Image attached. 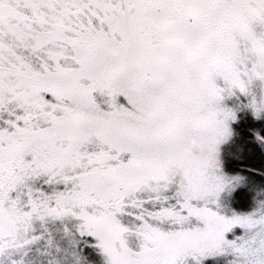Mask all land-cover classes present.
<instances>
[{
    "label": "rangeland",
    "instance_id": "rangeland-1",
    "mask_svg": "<svg viewBox=\"0 0 264 264\" xmlns=\"http://www.w3.org/2000/svg\"><path fill=\"white\" fill-rule=\"evenodd\" d=\"M243 111L264 0H0V157L45 136L0 168V264H264V186L240 208L224 166Z\"/></svg>",
    "mask_w": 264,
    "mask_h": 264
},
{
    "label": "trees",
    "instance_id": "trees-1",
    "mask_svg": "<svg viewBox=\"0 0 264 264\" xmlns=\"http://www.w3.org/2000/svg\"><path fill=\"white\" fill-rule=\"evenodd\" d=\"M238 116L233 124L232 143L235 145L230 144L231 147L226 150L224 166L227 171L239 173L246 178L247 184L236 190L234 195L237 206L246 209L253 204L251 200L242 201L248 194L247 187L251 183L264 186V119L257 120L244 111ZM211 260L206 264H211Z\"/></svg>",
    "mask_w": 264,
    "mask_h": 264
},
{
    "label": "flooded vegetation",
    "instance_id": "flooded-vegetation-1",
    "mask_svg": "<svg viewBox=\"0 0 264 264\" xmlns=\"http://www.w3.org/2000/svg\"><path fill=\"white\" fill-rule=\"evenodd\" d=\"M95 5L97 6L96 9H100V8L102 9V7H100L99 5H97V4H95ZM206 8H209V7H206ZM169 12L170 13L167 12L168 19L172 20V18H173V20H176L177 19V14L172 12V11H170V10H169ZM203 13H204L203 21H204V23H205V25L207 27V32H209V35L207 37V43L208 44H212V42H214V38H215V35L213 36V34L218 32V31L223 33L224 32L223 29H225V28H223L224 26H223L222 22H220V20L217 18V14L215 13V11L213 9L209 8L206 11H204ZM122 19H124V17H121V20ZM189 20L192 21V18L190 17ZM110 25H112V22L110 23ZM120 28H121V23H116V30L120 32ZM121 29H123V28H121ZM116 36H117V34L115 33V38L118 41V38ZM192 42H193V39H191V41L189 42L191 50H192V46H193ZM136 46L138 47L139 45H136ZM141 52L143 53V48H141ZM115 60H118V59L115 58ZM30 137H31V139H29V141L26 140L25 143H22L21 147L19 148L18 154L15 151V155L17 154L16 155L17 158H15L16 160L18 158H20L21 156H26L28 154V153L25 154L26 153V149L28 147H30L31 145H32V147L35 146L36 143H38L40 140L45 138L44 135H39V136L33 135V136H30ZM19 146H20V144H19ZM15 155L12 157V159L15 157ZM15 159H13V160H15ZM8 160L9 159H6V157H5V152L2 151V157H0V168L5 167V166L7 167V166H9V165L14 163L13 161H11V160L8 161ZM2 161H5V163H3Z\"/></svg>",
    "mask_w": 264,
    "mask_h": 264
}]
</instances>
